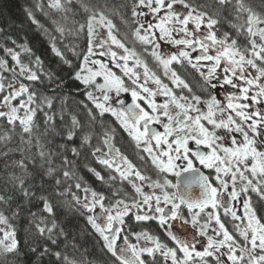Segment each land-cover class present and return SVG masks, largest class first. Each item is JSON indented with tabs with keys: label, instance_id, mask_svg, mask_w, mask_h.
<instances>
[{
	"label": "snow or ice",
	"instance_id": "obj_1",
	"mask_svg": "<svg viewBox=\"0 0 264 264\" xmlns=\"http://www.w3.org/2000/svg\"><path fill=\"white\" fill-rule=\"evenodd\" d=\"M23 12L0 24V264H264V0Z\"/></svg>",
	"mask_w": 264,
	"mask_h": 264
},
{
	"label": "trees",
	"instance_id": "obj_2",
	"mask_svg": "<svg viewBox=\"0 0 264 264\" xmlns=\"http://www.w3.org/2000/svg\"><path fill=\"white\" fill-rule=\"evenodd\" d=\"M30 2L31 0H0V24L7 22L14 26L19 25L25 20L23 8ZM24 34L27 35L36 54L46 55L47 39L39 31L25 24Z\"/></svg>",
	"mask_w": 264,
	"mask_h": 264
},
{
	"label": "flooded vegetation",
	"instance_id": "obj_3",
	"mask_svg": "<svg viewBox=\"0 0 264 264\" xmlns=\"http://www.w3.org/2000/svg\"><path fill=\"white\" fill-rule=\"evenodd\" d=\"M129 153L131 154V149L129 148Z\"/></svg>",
	"mask_w": 264,
	"mask_h": 264
}]
</instances>
